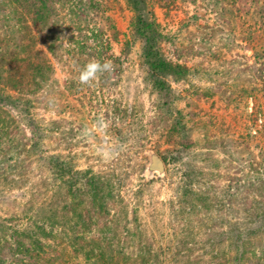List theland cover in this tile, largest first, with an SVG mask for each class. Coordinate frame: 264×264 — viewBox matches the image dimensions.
Returning <instances> with one entry per match:
<instances>
[{"label":"rangeland","instance_id":"1","mask_svg":"<svg viewBox=\"0 0 264 264\" xmlns=\"http://www.w3.org/2000/svg\"><path fill=\"white\" fill-rule=\"evenodd\" d=\"M34 2L0 0V264H83L89 246L77 250L79 244L66 239L82 246L103 235L98 198L81 195L82 216L96 213L91 233L81 238L76 232L75 238L55 222L39 236V257L16 252L19 239L30 243L26 233L35 224L38 202L61 184L59 217L77 218L67 185L48 170V156L56 152L71 157L75 169L115 180L114 204L106 199L111 209L107 221L118 215L131 229L137 226L128 251L141 248L150 255L146 264H229L233 252L228 241L210 246L205 240L210 228L230 231L232 224L235 230L261 224L260 218L248 221L249 211L239 200L245 194L247 205L264 200V193L257 195L264 179V0H141L138 11L127 0H57L45 38L38 35L40 25L32 23ZM138 15L160 32L158 47L165 58L188 68L184 79L166 78L170 95L145 80L143 40L134 29ZM84 33L99 34L95 44L90 37V44L101 46L107 52L104 61L114 66L91 86L78 81L90 61L85 48L80 61L79 55L72 56ZM50 36L58 46L56 55L46 49ZM33 49L43 50L52 66L34 95L22 94L32 100L30 116L44 128L36 149L29 114L10 101L18 95L12 88V79L18 78L13 66L33 60ZM177 116L184 130L174 126ZM150 150L167 157L164 175L144 172ZM186 165L199 170L196 184L213 186L208 199L233 194L234 212L227 205L213 210L224 217L221 224L205 219L201 226L199 219L208 212L200 207L191 219L181 213L184 203L177 191L186 182ZM251 179L255 189H247ZM181 227L188 229L185 234ZM263 245L261 233L251 248L259 254ZM91 249L102 257L100 246Z\"/></svg>","mask_w":264,"mask_h":264},{"label":"trees","instance_id":"2","mask_svg":"<svg viewBox=\"0 0 264 264\" xmlns=\"http://www.w3.org/2000/svg\"><path fill=\"white\" fill-rule=\"evenodd\" d=\"M54 1L57 0H36V2L33 4V7L35 5V18L34 22L32 23L34 25L36 23V25H40V30L38 33L40 37L47 35L46 29L48 30L49 25L52 24L55 20L54 18H56L57 11ZM127 3L136 11L141 9V0H127ZM134 27L137 36L143 40L142 60L148 70L145 80L160 93L170 95L171 88L166 78L169 77L174 80L184 79L188 74V68L183 64L172 62L165 58L158 47V39L161 37V35L154 26L153 22L147 20V18L143 15H138L135 20ZM52 32L54 31L52 30ZM89 35L84 33L79 39L76 40V46L72 49L75 53L72 54V56L76 57L79 55L77 59L80 61V59H82L80 54L83 53L85 48L87 60H98L103 62V56H105V54L107 55V52L102 49L100 44V48H93L89 40L91 37L93 43L95 44L98 41L99 34ZM33 38L35 39L36 37ZM52 39V36H50V41L46 42V49H48L53 55H56L58 46L55 45ZM32 53V56H34L33 60L23 59L21 62H19L21 63V66H13L17 68L15 70V74H18V78L12 79V88L18 90V95L14 97L15 99L10 101H14L15 105H20V109L24 107L22 111L25 115L29 114V122L27 127L34 136V141L31 146L36 149L39 141L44 136L42 132L44 128H41L40 124L37 122L35 123L34 118L30 116L32 100L23 98L22 94L28 93L34 95L36 90L40 89L47 82L50 74L52 73V66L43 50L33 49ZM103 75L106 78L108 73H103L102 77ZM164 106H166V111L170 110L168 103L164 104ZM174 124V126L179 130H184L185 128V125L181 122L179 116L175 118ZM161 157L163 161H167V157L165 155H161ZM47 165L49 172L52 173L53 179H59L63 182V184L65 183L67 185L68 195L69 197L71 196L70 201L74 202V206L76 204L77 207H75L77 212H74L77 218L74 219L72 217H67L69 219L61 220L59 217L60 204L62 202L58 195L61 196L62 194H59V192L62 191L61 184L57 187L55 193H53L51 196L46 195V198H43L42 202H38L39 207H37L38 209L35 211V224L26 233L30 243L28 244L27 242H23L22 238L19 239V243L16 244V252L21 251L19 253H24L25 255L34 259L36 256L39 257L37 251H43V245L39 240V236L48 233L46 226L50 227L51 225L53 228L55 222H59L61 223L60 225L64 226L65 233H73L74 237L77 238V232L81 238H85L97 226V223L94 219V215L96 216V213L94 215L84 217L78 210V206L82 204V202L79 201L80 196L89 195L91 197L98 198V215L101 218L99 230L100 232L102 231L103 235L99 239H95V237L94 239L90 238L87 244L82 246L80 242L76 243L74 240L72 242L71 238L66 239L68 242L72 243V245L79 244L77 250H85L86 246H89L83 264L147 263L150 255L142 254L141 252L143 250L141 248H138L139 252L134 254L128 251L131 247V244L136 242L135 237L138 236L137 226H134L136 228L132 227V230L130 228L131 226H129L127 223H122L121 218L118 215H116L118 217L115 216L112 220L108 219L107 221L106 215L108 214L109 216L111 209H109V206L107 205V203L109 204V201L107 202L106 199H112L114 204V188L116 187L115 180L112 181L111 178H109L103 181V176L100 173L91 171V169H75L71 157H62L57 152L48 156ZM249 166H251L254 170L256 169L253 164H249ZM186 167L187 170L184 172L186 182L182 189L177 191L179 199L184 203L182 206L183 208L180 209L181 213L184 214L185 219H191L193 213L195 214V212H197L196 207H200V209H205L206 212H208L205 214V218L200 217L199 220H202L201 226H204V223L207 219H210L211 221L214 219V225H216L218 222L221 224V222L225 220L224 217L218 213L217 218L213 210L217 209L219 211L223 209L225 205H227V207H229L228 209L230 210V204H232L234 201V199H232L233 194L226 193L221 196H215L212 200L208 199V192L209 190H212L213 186L208 185L207 187H201L199 184H196L198 182L195 183V177L198 175L199 170L195 168L194 165H186ZM261 182L262 184L257 187V195L260 192L262 195L264 193V179H262ZM249 183L250 184L248 185L247 189H255V182L253 179H251ZM192 185L195 187L194 190L191 189ZM225 196H228V198H226L224 202ZM193 197L196 200H199L200 206L195 203ZM246 197V194L242 196L241 200H239V203L244 205V208H242L244 211L245 209L249 211V213H247L248 221L253 222L255 221V218H260L261 224L254 228L246 227L239 230H235L232 224L230 231H215L210 228L208 230L209 232L205 242L211 246L212 242L213 244L221 242L225 243L227 240L228 242L225 245L228 248H231L230 250L233 252L231 258L229 259V264H245V262L250 264H264V245L262 246L259 254L254 253L255 251L251 248L254 238L257 235L264 233V200L257 199L247 205L248 201ZM236 201L237 200H235V202ZM64 207L62 206L63 209ZM231 210L234 212L233 209ZM190 222L193 223V221ZM181 230L182 233L185 234L188 229L181 227ZM65 233L64 235H66ZM94 234H96V232ZM190 235L192 236L191 241L195 242V235L193 236L191 231ZM92 246H100L101 250L104 251H102L101 258H98L95 254H93L91 249ZM28 264H35V260H33V262L30 261Z\"/></svg>","mask_w":264,"mask_h":264},{"label":"clouds","instance_id":"3","mask_svg":"<svg viewBox=\"0 0 264 264\" xmlns=\"http://www.w3.org/2000/svg\"><path fill=\"white\" fill-rule=\"evenodd\" d=\"M114 66L110 61L90 60L80 71L78 81L80 84L91 86L103 73H111Z\"/></svg>","mask_w":264,"mask_h":264},{"label":"water","instance_id":"4","mask_svg":"<svg viewBox=\"0 0 264 264\" xmlns=\"http://www.w3.org/2000/svg\"><path fill=\"white\" fill-rule=\"evenodd\" d=\"M146 174L164 175L165 163L163 159L153 150L147 152V163L145 165Z\"/></svg>","mask_w":264,"mask_h":264}]
</instances>
